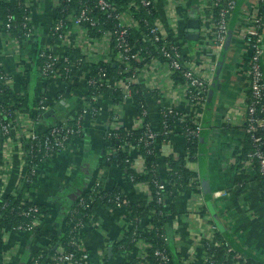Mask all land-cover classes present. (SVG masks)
I'll list each match as a JSON object with an SVG mask.
<instances>
[{
  "label": "built area",
  "instance_id": "2783aa9c",
  "mask_svg": "<svg viewBox=\"0 0 264 264\" xmlns=\"http://www.w3.org/2000/svg\"><path fill=\"white\" fill-rule=\"evenodd\" d=\"M0 1L14 2L15 0ZM45 1L22 0L23 4L31 9V15L19 27L13 14L6 16L5 21L1 23L4 43L2 51L14 55L23 73H27V69L34 65L36 55L41 58L40 81L48 83L54 79L59 80L62 84L61 93L57 96L59 98L64 97L65 92L71 87L73 76L80 71H84L87 93L90 88L98 91L93 101H89L84 95L79 110L71 118L59 120L45 131L50 132L43 143V147L49 151L48 158L69 149L71 144L69 145L68 141L70 139L73 141L83 133L84 121L87 118L97 119L106 108L108 110L107 129L143 128L145 133L142 139L149 144H154L157 152H159L158 140L161 139L167 145L170 140H165L164 137L172 136L174 133L170 129L168 117L175 116L177 120L174 125L178 123L180 127L188 122L195 125L194 128H187L183 133L185 139L200 136L202 119L218 58L227 44L231 19L237 12L239 0H50L55 16L49 28L48 43L37 51L33 46L35 40L32 41V38L36 36L32 13L43 9ZM263 2L264 0H255L256 4L253 5L255 9L245 10L246 14L239 23L241 37L246 42L250 57L244 75L248 93L243 94L241 101L236 103V110H239V107L243 108L244 129L253 145L244 163L247 167L250 166L255 170L257 168L258 173L264 177V16L260 12V4ZM193 6L197 7L200 20L206 25L205 30L212 36L210 47L217 60L208 66L199 65L191 51L183 48L177 40L169 36V31L174 33L179 31L185 15ZM160 8L164 11L165 17L160 14ZM17 27L21 36H13L10 33L11 29ZM141 31L142 36L139 33ZM30 40L32 43L27 46ZM101 62L117 66L119 76L107 75L106 69L102 67H99L95 74L93 66ZM176 75L181 81L176 80ZM162 77L166 79L165 82L161 81ZM0 81L6 86H14L13 76L8 73H3ZM134 85L141 86L145 94L147 92L152 96V93L157 95L156 99L160 105L159 131L153 129L152 121L144 123V116H150L149 107L143 112V118L138 115L135 117L132 128L124 124V104L129 102L135 105L132 91ZM1 87L0 83V203L1 207L5 208L8 203L2 204V200L8 195H16L21 187L23 167L26 163L24 144L43 134L36 132L34 127L39 122L38 117L56 103L57 97L53 99L54 102L51 97H41L39 106L34 110L4 111L1 106L6 104L8 99ZM103 87L107 89L105 94L99 91ZM116 91H120L123 101L113 104L112 98ZM107 95L110 96V101L108 105H105L103 99H107ZM91 102H95L97 106H93ZM181 103L187 104L190 110L182 111L179 107ZM77 114L79 115L75 120ZM69 120H75L76 123L70 124ZM121 148L133 157L132 164L135 170L139 173H147L145 157L141 155L138 145L124 142ZM169 155L175 154L169 152L165 158ZM14 177L15 180L12 181ZM102 177L101 171L87 189L90 192L89 196L78 200L83 209L91 211V220L83 223L72 218L70 221L71 230L76 231L72 242L79 252L67 251L64 247L57 245V254L49 260L45 258L48 248H44L35 256V264H90L85 235L82 234L93 221V209L97 203H102L111 210L122 208L125 210L120 223L122 232L114 244L120 245L119 241L127 237L126 232H132L130 236L134 245L130 249L120 247L115 253L117 260L120 261L118 264H130L133 261H136L135 264H151L149 260L151 244L138 239V231L133 227L129 217L131 209L128 196L121 198L117 195L114 207L104 204L102 192H112L113 189L107 191L102 187ZM133 184L140 193L146 195L145 204L152 203L153 192L149 184L146 182ZM156 184L158 201L162 202L167 182H156ZM192 184L195 194L202 191L200 181ZM30 192L19 202L20 208L25 207ZM122 192L125 194L124 191ZM230 193L229 188L215 190L213 200L220 202ZM21 214L30 216V221L15 227L9 223L10 225L1 229L0 235L6 236L4 238L7 239L12 232H35L41 228L46 219L45 214L36 205L22 209ZM152 220L153 213H150L141 220V226L144 229H150ZM171 223L173 225V221ZM173 228L175 229L173 241L179 249L178 226L175 224ZM219 234L217 224L211 218L203 217L202 232L191 235V248L186 257L180 259L179 264H246V256L227 239L220 238ZM170 237V235L166 237L168 242ZM110 246L112 247L106 243L99 250L101 264L106 261ZM221 246L225 250L222 257L217 258V248ZM154 255L158 260L157 264L170 263V256L165 251L156 250ZM14 256H16L15 250L6 251L3 255V264H9Z\"/></svg>",
  "mask_w": 264,
  "mask_h": 264
},
{
  "label": "crops",
  "instance_id": "0c3cea01",
  "mask_svg": "<svg viewBox=\"0 0 264 264\" xmlns=\"http://www.w3.org/2000/svg\"><path fill=\"white\" fill-rule=\"evenodd\" d=\"M255 4V0H239V12L235 13L230 23L232 36L222 54L219 55L213 84L210 86L207 107L202 119L199 154L196 160L187 164L201 177V194H195L193 184L184 191L176 192L175 217L170 216L168 235L171 236L170 244L179 250L181 258L186 257L191 248V235L202 232L203 217H209L215 222L211 208L213 206L224 226L221 228L215 222L220 233L224 234L246 256L264 261V189L258 171L250 166L247 167L244 163V149L247 143L243 108L239 107L240 109L236 110V103L241 101L243 94L248 93L244 75L250 57L246 42L241 37L239 23L246 14L245 10L255 9L253 6ZM160 9V14L165 17L164 11L162 8ZM32 15L38 39L35 41H39L37 46L41 48L48 43L49 28L55 16L51 1L46 0L43 9L33 11ZM194 19L200 21V28L194 29L198 30L199 39L189 40L187 38L190 28L189 21ZM2 21L0 19V65L3 66L6 73L13 76V89L17 92L20 91L23 80L28 77V83L32 84L34 88L30 93L35 100L39 101L41 97L55 99L61 93L62 84L59 80L54 79L48 83H42L37 78V72L33 65L27 69V73H23L21 65L14 55L2 51L4 44ZM205 27L206 25L200 20L197 7L193 6L185 15L184 21L179 26V31L176 33L169 31L170 38L177 40L183 48L191 51L201 66L203 64L208 66L217 60L210 47L211 33L206 31ZM139 33L141 36L143 35L142 31ZM33 46L36 47V43ZM83 72L80 71L73 76L71 87L65 92L60 105L57 103L59 105H57V110L53 107L50 108L54 109V114L36 123L34 127L36 132L44 133L56 121L69 119L79 110L82 97L87 94ZM25 75L26 77H24ZM161 81L165 82L166 79L162 77ZM109 95H107V99H103L105 105L109 104ZM145 95L152 127L155 131H159L161 126L159 102L147 92ZM179 107L184 112L190 110L185 103L179 104ZM136 116V106L126 102L123 107L124 124L132 128ZM107 120V108L97 119L87 118L83 124V137L75 138L69 149L47 158L39 165V180L34 184L29 200L49 206V215L43 222L39 234L37 232H12L7 239L4 238L6 236L0 235V264H3L4 253L13 250L16 251V256L12 257L9 264H29L40 250L48 247L50 241L64 233L67 228L69 207L76 196L75 194L69 195L72 192L69 190L73 180L80 173L84 177L90 176L91 182L86 185L84 191L102 171V187L105 190L111 191L120 185L131 201L146 203V195L134 187L124 170L117 166L105 170L98 167L107 144ZM157 146L160 177L162 180H166V154L173 152L179 156L185 155L187 152L185 136L180 125L175 124V131L167 145L159 139ZM238 165H242L240 169L245 177L243 190H240V186L235 182L236 174L241 172L236 169ZM14 180L15 177L12 178V181ZM223 188H229L230 195L220 202H215L213 192ZM124 211L123 208L111 210L102 203L95 205L93 223L91 222L84 231L86 249L90 254V264H101L99 250L106 243L113 245L120 237L122 232L120 223ZM175 224L178 226L177 233L180 235L179 249L173 241ZM110 248L108 258L103 264L120 263L113 247L110 246Z\"/></svg>",
  "mask_w": 264,
  "mask_h": 264
},
{
  "label": "trees",
  "instance_id": "16d2710c",
  "mask_svg": "<svg viewBox=\"0 0 264 264\" xmlns=\"http://www.w3.org/2000/svg\"><path fill=\"white\" fill-rule=\"evenodd\" d=\"M239 9V6H238ZM237 9V12H239ZM260 12L264 16V2L260 4ZM9 14H13L16 22L18 23V27L22 24L25 19L31 15V9H29L25 4H23L22 0H15L14 2L8 1H0V16L1 20L5 21L6 16ZM18 27L16 29H11L10 33L13 36H21L18 31ZM94 31V30H93ZM37 39V36L32 38V41ZM38 40V39H37ZM32 41L27 42V46H29ZM39 41H35L36 43V50L39 51L38 45ZM42 65V60L36 55V59L34 62V68L37 72V78L40 79V72L39 67ZM102 67L106 69L107 75L114 74L119 76L117 71V66L113 64L107 63H98L93 66V72L99 70L98 68ZM32 70V69H31ZM6 73L3 66L0 65V76ZM28 77H26L22 82V88L20 91H16L13 87L6 86L1 83L2 91L6 94L7 103L4 104L3 110L4 111H13L18 109H29L34 110L37 106H39L40 102L35 100L30 93L33 90L32 84L28 83ZM35 78V77H34ZM176 80L179 82L181 79L176 75ZM66 83L67 80H64ZM100 92L105 94L107 89L105 87L100 88ZM133 91V98L134 103L137 108V115L143 118V112L148 109V103L146 99V95L143 91V88L139 85H134L132 87ZM95 93V94H94ZM98 91L96 89H89V93L86 94V99L89 101H93V98L97 96ZM153 96L156 98V94L152 93ZM62 98L57 97L56 103L52 104V107L57 110V105H60ZM12 101V102H11ZM123 101V97L120 91H116L113 94L112 103L118 104ZM58 103V104H57ZM93 106H97L94 102H91ZM58 105V106H59ZM51 107V108H52ZM112 112L110 111V115ZM77 114L75 120L78 118ZM44 113L38 117V121L44 119ZM144 123L150 122V116H144ZM75 120H69L70 124H75ZM177 120L175 116L168 117V123L170 125V129L174 132L175 125L174 122ZM56 121L55 123H57ZM195 125L192 122H188L186 124L181 125L182 133L186 132L187 128H194ZM48 131V130H47ZM145 133V129L140 128L138 130H130L126 127L120 129H107V144L105 145L104 153L100 158L98 163L99 168H110L112 166H117L121 170H124L130 181L132 183H142L146 182L151 187L153 192L152 203L145 204L139 201H131L127 198V195L122 194L123 188L120 185H117L112 192H102V202L109 207H114L116 205V196L120 195L121 198L126 197L128 199L129 207L131 209V214L129 215L130 221L133 224V227L138 231V239L144 240L145 242L151 244L149 248L150 253V261L151 264H157L158 260L156 259L154 253L156 250H163L170 256V263L169 264H179L180 262V253L179 251L172 246L170 243L171 241H167L166 237L168 236V226H169V219L175 217V199L177 196V191H184L190 186L192 183L200 181L201 177L199 173L191 170L187 164L190 161H194L199 154L200 146H201V134L199 137H188L186 138V154L185 155H169L165 158L166 162V180H162L160 177L159 166H158V152L157 148L154 144H149L146 142L145 139H142L143 134ZM50 135V132H44L43 134L39 135V137L35 140L27 141L24 144L26 150V163L23 167L22 178H21V187L18 189L16 195H8L6 199L2 200V204L7 202L8 206L5 208L1 207L0 203V212L2 216L0 217V231L4 227H7L11 223L12 226H17L19 224H26L30 221V216H25L21 214L22 209H28L29 206L36 205L42 213L45 214L47 217L49 215V206L42 203L32 202L27 200L25 203V207L20 208L19 202L22 200L25 195L32 190L35 183L38 182L39 177V165L45 161L48 157V152L44 147L43 143L45 139ZM84 133L80 134L78 137H83ZM171 136H165V140H170ZM72 140L68 141V144H72ZM128 142L132 145H138L140 147V153L145 157L146 169L147 173H139L133 167V157L128 154L127 151H124L121 148L122 143ZM246 147L244 149V159L247 158V153H249L253 149L252 142L250 140V136L246 135ZM57 155V153H56ZM242 165H238L236 168L237 171H240ZM258 171V169L256 168ZM262 181V186L264 189V177L258 174ZM77 178V179H76ZM71 185L72 191L69 195H76L74 200L71 202L69 207L68 215H67V222L68 226L64 233L60 234L58 237L50 241L48 244V251L45 252V258H50L57 254V245L64 247L67 251H76L79 250L75 247L72 242V238L75 235L76 231L71 230L70 221L72 218L76 219L78 222H89L91 220V211L88 209H83L79 205V199L86 198L89 196L90 192L88 190L84 191L86 185L90 183V176H83L82 173L76 177ZM156 182H167L166 192L162 202L158 201L159 195L157 194V184ZM235 182L240 186V190L244 189L245 187V177L243 175V171L235 176ZM33 184V185H32ZM197 191V190H196ZM72 195V196H73ZM153 213V220L152 226L150 229H144L141 226V220L144 219L148 214ZM171 216V217H170ZM38 234L41 232L40 229L35 230ZM85 235V234H82ZM127 237L120 240V245L113 244V251L116 253L121 246L124 248H132L134 245L133 240L131 239L132 232H126ZM220 238L227 239L230 243L231 241L225 237L224 234H219ZM232 244V243H231ZM233 245V244H232ZM234 246V245H233ZM235 247V246H234ZM236 248V247H235ZM237 249V248H236ZM224 247L217 248V258H221L224 253ZM238 250V249H237ZM239 251V250H238ZM245 255V254H244ZM246 256V255H245ZM108 258V255L106 256ZM247 263L246 264H264V261L254 259L250 256H246ZM35 259V258H34ZM32 260L29 264H35V260ZM136 261H133L130 264H135Z\"/></svg>",
  "mask_w": 264,
  "mask_h": 264
},
{
  "label": "water",
  "instance_id": "95a60500",
  "mask_svg": "<svg viewBox=\"0 0 264 264\" xmlns=\"http://www.w3.org/2000/svg\"><path fill=\"white\" fill-rule=\"evenodd\" d=\"M189 26H190V28H189V32H188V34H187V38L189 39V40H198L199 39V32H198V30H194L195 28L196 29H199L200 28V21H199V19H194V20H190L189 21ZM231 36H232V33H231V31H230V33H229V37H228V41H230V38H231ZM227 41V42H228ZM52 114H54V109H50V110H48L46 113H45V115H44V117H49V116H51ZM212 208V215H213V217H214V220H215V222L221 227V228H223L224 226H223V224H222V221H221V219H220V217L218 216V214L216 213V210H215V208L212 206L211 207ZM67 210V209H66ZM110 250H111V248H110ZM110 252V251H109ZM111 253V252H110Z\"/></svg>",
  "mask_w": 264,
  "mask_h": 264
}]
</instances>
